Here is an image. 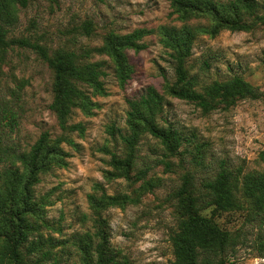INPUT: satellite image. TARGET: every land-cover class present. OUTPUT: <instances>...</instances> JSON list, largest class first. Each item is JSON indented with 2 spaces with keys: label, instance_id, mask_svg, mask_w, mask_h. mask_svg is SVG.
<instances>
[{
  "label": "rangeland",
  "instance_id": "rangeland-1",
  "mask_svg": "<svg viewBox=\"0 0 264 264\" xmlns=\"http://www.w3.org/2000/svg\"><path fill=\"white\" fill-rule=\"evenodd\" d=\"M226 1V0H222ZM171 0H32L21 9L12 37L26 38L46 47L50 53L100 48L106 36L128 34L147 28L155 33L144 38L146 48L128 51L133 73L121 87L115 64L104 54H95L92 62H104L105 96H92L97 103L92 114L76 110L71 123H83L84 136L71 138L76 146L63 144L70 154L68 166L53 167L40 176L35 187L37 197L46 204V215L64 227L65 239L75 233L93 232L96 215L88 196L103 193L126 195L133 201L103 211L111 231V241L129 258L131 264H172L175 261L171 236L181 218L175 193L186 175H194L197 184L213 178L226 165L242 178L264 174V27L247 32L223 30L216 36L199 34L192 55L186 61L189 76L202 92L215 82L243 78L260 92L258 99L242 98L205 113L196 103L178 99L168 92L176 82L177 62L173 51L161 42V27H202L206 18L183 22L171 16ZM54 73L31 48L15 46L9 52L0 75V140L8 147L29 152L44 133L52 139L63 132L50 106L54 99ZM165 97L160 124L181 132L185 142L175 156L164 157V146L149 135L143 136L136 153L137 170L151 166L146 180L157 187L144 191L143 181L111 179L117 172L112 156L125 157V146L117 130L125 132L129 101L141 97L148 87ZM19 116L11 131L4 110ZM202 146L195 151V146ZM171 164L167 167L161 162ZM20 167L0 165V173ZM22 170V168H21ZM87 216V219L84 218ZM227 231L232 244L226 254L228 264H264V208L258 210L246 200L241 210L202 212ZM58 236V235H57ZM65 257L66 264L77 260Z\"/></svg>",
  "mask_w": 264,
  "mask_h": 264
},
{
  "label": "trees",
  "instance_id": "trees-1",
  "mask_svg": "<svg viewBox=\"0 0 264 264\" xmlns=\"http://www.w3.org/2000/svg\"><path fill=\"white\" fill-rule=\"evenodd\" d=\"M32 0H0V75L9 52L15 46L35 50L54 73V99L50 106L55 113L63 134L52 139L49 133L41 135L31 151H18L0 140V165L20 167L0 173V264H66L65 257L74 252L78 257L73 264H131L122 250L113 246L104 210L123 206L133 200L126 195L101 196L90 194L89 203L96 220L93 232L75 233L70 239L63 238L64 227L46 215L43 198L36 195L35 187L40 176L53 167H67L70 154L63 144L75 147L71 138L86 132L83 123H71L76 110L92 114L98 106L92 96H105L104 62H92L95 54H104L115 64L116 78L121 87L131 79L133 67L128 51L146 48L144 38L155 33L147 28L136 29L128 34L109 33L102 47L77 51L59 50L50 53L39 44L26 38L12 37L19 23L21 9ZM177 20L189 22L206 18V26L161 27L158 34L165 47L173 51L176 65V82L168 86L170 95L196 103L205 113L221 105L229 107L238 99L260 97L259 90L243 78L234 77L224 82H215L202 92L196 89L195 78L189 76L186 61L192 55L199 34L216 36L223 30L249 31L264 27V0H171ZM165 97L150 86L141 97L129 101L126 130H117L125 146L126 156H112L111 165L117 172L110 178L143 181L140 189L149 191L157 187V181L146 180L151 166L135 171L136 153L141 139L149 135L158 140L165 151L164 157L175 156L185 142L184 136L174 127L160 124ZM11 131L18 125L19 116L4 110ZM198 153L202 146L194 147ZM167 167L171 164L161 160ZM22 168V170H21ZM241 175L221 165L213 178L197 184L194 175H186L175 197L181 218L171 236L175 256L172 264H228L226 254L232 244L227 231L212 219L202 215L208 208L220 212L241 210L246 200H251L258 210L264 208V174ZM87 219V216L84 215ZM58 235V236H57Z\"/></svg>",
  "mask_w": 264,
  "mask_h": 264
}]
</instances>
